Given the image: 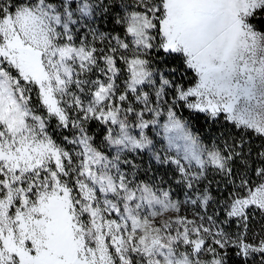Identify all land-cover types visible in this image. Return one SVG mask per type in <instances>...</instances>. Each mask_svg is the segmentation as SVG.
Wrapping results in <instances>:
<instances>
[{
	"label": "snow or ice",
	"instance_id": "1",
	"mask_svg": "<svg viewBox=\"0 0 264 264\" xmlns=\"http://www.w3.org/2000/svg\"><path fill=\"white\" fill-rule=\"evenodd\" d=\"M0 264H264V0H0Z\"/></svg>",
	"mask_w": 264,
	"mask_h": 264
}]
</instances>
